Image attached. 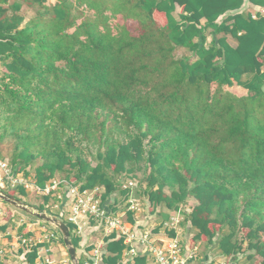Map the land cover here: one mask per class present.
I'll list each match as a JSON object with an SVG mask.
<instances>
[{"label": "trees", "instance_id": "16d2710c", "mask_svg": "<svg viewBox=\"0 0 264 264\" xmlns=\"http://www.w3.org/2000/svg\"><path fill=\"white\" fill-rule=\"evenodd\" d=\"M245 1L0 0V127L15 140L10 160L0 157L26 177L43 158L37 185L67 172L81 189L103 186L104 200L126 196L128 178L139 187L133 173L145 162L152 205L176 211L196 201L187 212L194 242L234 259L249 251L250 264L254 255L264 264V15L239 11ZM24 7L34 10L28 20ZM178 47L191 56L178 57ZM235 84L248 94L224 89ZM74 137L98 146L95 166ZM107 241L104 263L119 264L124 237ZM29 256L34 263L37 253Z\"/></svg>", "mask_w": 264, "mask_h": 264}, {"label": "crops", "instance_id": "0c3cea01", "mask_svg": "<svg viewBox=\"0 0 264 264\" xmlns=\"http://www.w3.org/2000/svg\"><path fill=\"white\" fill-rule=\"evenodd\" d=\"M55 1L56 0H50L51 3H54ZM239 11L250 12L253 17H257L259 14L264 15V6L255 5L251 3L250 0H246L245 4ZM235 12L236 11H232L230 14ZM22 13L25 14L28 20V18L34 15V10L24 7ZM228 15L229 14L221 16L219 21L225 19ZM205 22L206 19H202V23L205 24ZM211 31L212 29H209L207 32L208 43H210L213 38ZM227 38L233 47L237 46L238 42L235 38L231 35H227ZM193 58L195 59L196 57ZM248 77L249 75L246 76V78ZM9 191H11V189ZM119 194L121 193L117 192L114 196L120 197ZM144 197L147 199L150 209L142 207L141 211L134 212V221H132V223H130L131 221L126 223L134 224L135 227H137L136 230L138 234H141L145 229L153 228V232L159 240H164V222L168 220L173 211L163 205L155 207L149 202L147 195L140 198L144 200ZM44 202H46L45 197L40 205H43ZM0 204H2L6 210V215L0 216V230L4 232L6 236L4 240L6 248L5 255L0 256V264H67V258L65 255H68V259L71 260L68 248L65 243L62 242V233L54 224L44 221L14 205L11 207L4 200L0 199ZM123 204L126 205L124 209L121 208ZM105 205L112 210H118L119 208L125 210L127 209V196H125L123 201L120 200L119 202L112 200L110 196L109 200L105 202ZM61 206H64V201L61 203ZM35 217L37 219H35ZM186 220L189 222V219L185 218V223ZM72 227V233L74 236L80 238L79 247L77 248V251L80 250L79 252L81 253V257L79 256L80 264L86 260V257L95 245L103 244V249L106 251L107 239H110L112 234L116 232L113 231L110 233L109 231H106L104 227L96 225L95 222L93 223V226H85L80 233L75 230L73 225ZM186 227L189 229L187 224ZM189 231L191 230L189 229ZM26 233L28 235H26ZM189 234L190 233L187 234L186 231V240L187 238H190L188 236ZM180 235L182 238H185V236H183V226L181 227ZM23 239H26L27 241L22 242ZM125 245L127 247L124 249L119 263L125 261V264H135V258L137 256L146 257L147 262L152 260V257L147 252L142 251L145 247L137 241L134 242V246L138 248L137 255H132V253L128 252L133 245H131V247L130 244ZM195 245L198 247L197 257L191 260L189 264H238L240 260V258L234 259L233 257H226L216 243L209 244L208 242L197 241L195 242ZM199 247H201V252ZM32 252L37 253L34 263H30L29 261V254ZM217 255L220 257L215 259ZM250 262L251 261L248 260V262L244 264H250Z\"/></svg>", "mask_w": 264, "mask_h": 264}, {"label": "built area", "instance_id": "2783aa9c", "mask_svg": "<svg viewBox=\"0 0 264 264\" xmlns=\"http://www.w3.org/2000/svg\"><path fill=\"white\" fill-rule=\"evenodd\" d=\"M137 186L138 181L134 178L123 181L122 188L129 190L127 210L120 208L112 210L105 205L103 186L97 185L91 189H81L80 185L72 184L67 180L55 179L43 188L37 185L35 181H31L22 172L14 173L9 162L0 158V193L24 187L27 191H35L43 196H55L56 199L44 203L45 209L50 213L66 217L77 232L80 233L85 226H91L92 222H95L96 225L99 224L110 233L118 231L119 236L124 237L125 244H130V247L133 245L128 251L132 255L138 254V248L134 246V242L137 241L142 244L145 247L142 251L147 252L152 257V260L146 264H189L191 260L197 257L198 247L192 240L193 238L186 240V237L182 238L180 235L181 224L187 210L183 205L164 223V240H159L153 232V228L145 229L141 234H138L134 224H128L123 220L128 211L139 212L142 210L140 198L135 195L134 191ZM63 201L64 206H61ZM5 215L6 210L0 204V216ZM170 230L176 232L175 236L168 234ZM5 238L4 232L0 230V256L5 255ZM26 241L23 239L22 242ZM104 253L103 244L95 245L81 264H105ZM119 264H125V261Z\"/></svg>", "mask_w": 264, "mask_h": 264}, {"label": "rangeland", "instance_id": "374dc122", "mask_svg": "<svg viewBox=\"0 0 264 264\" xmlns=\"http://www.w3.org/2000/svg\"><path fill=\"white\" fill-rule=\"evenodd\" d=\"M115 21L116 20L113 19V22L114 23H115ZM78 22H80V20ZM176 52H177V56L178 57H181V56H184V55L185 56L186 55H188V56L190 55L191 56L190 52L185 47H178L177 50H176ZM191 58H193V57H191ZM4 70H5V68L2 67V66H0V76H2ZM215 86L216 85L213 84V86H212L213 90L215 89ZM224 89L225 90H228V91H231V92H233L234 94H236L238 96H244V95H247L248 94V90L247 89H245L244 87L238 86L236 84L234 86H232V87L224 86ZM3 118H4V115L3 114H0V125L3 122V120H2ZM1 133H2V130H1V127H0V155L2 157L7 158L8 160H10V157L13 155V152H14L15 140H14V138H12V137H10L8 135L3 138L1 136ZM73 144H74L75 147H79L82 150V154H83L84 158H87L92 163L93 166L96 165L97 160H96V157H95L96 156L95 153L97 151V147H98L97 145H95V144L88 145L86 143H81L80 140L78 139V137H74L73 138ZM42 163H43V158L42 159H39L38 158L29 167V171H30L31 174L29 175L28 178L31 181L32 180L34 181V179H35V170ZM145 165H146V163L145 162H142L140 165H138L136 167V171L133 173V176H135L139 180V182H140L139 187L137 186L134 189V191L137 192L139 190V188H140V190H141L140 191V195L141 196H144L145 195L144 192L146 191V188H147L146 177H147V175H148V173L150 171L149 168H146L145 167ZM65 175H67V172H59L58 175H57L58 176L57 180L63 181L65 179ZM71 178H72L71 179L72 181L70 180V182L72 184H76L74 182L75 178H74V175L73 174H71ZM62 188L64 189L65 187H62ZM166 192L169 194L170 193V189L169 188H166ZM18 195L20 196V199L24 200L28 204L35 205V206H39L43 202V199H44V196L43 195L37 194L35 191H27V194H25V195H20V194H18ZM54 198H55V196L52 197L53 200H54ZM140 201H141L140 204H141V206L143 208L150 209V206L148 205V201H147V199L145 197H144V200L143 199H140ZM196 204H197L196 201H194V199L191 198L190 200H188V203H185L184 205H185V208H187V206H189L190 208L189 209L187 208V210L192 211V209L194 208V206ZM8 205L11 206V207L13 206V205H10V203H8ZM188 216H189V214L186 213V218H188ZM35 219H37V218L35 217ZM62 219H64L68 223V220H67L66 217H63L62 216ZM186 224L189 226V229L191 231H189L188 227H186ZM97 225H99V224H97ZM91 226H93V223H92ZM182 226H183V236L186 237V231H187V234L190 233L188 236L190 238H193L194 237V234H196V231L193 229V227L191 226L190 222H187V220H186V223H185V220H184L183 223H182ZM86 227H90V226H86ZM215 228L217 230L219 227L217 225H215ZM228 232H229L228 226L224 227L223 229H221L219 231L218 238H220V236L223 235L224 233H228ZM246 233H247V229H243V230H241L239 232V235L237 237L238 240H240V241L243 240L242 243H243V247L244 248H246L247 247V244H248L247 240H244ZM62 238H63V235H62ZM262 239L264 240V233H262ZM218 240L219 239H216L215 242H218ZM203 242H207L206 239ZM199 248H200V252H201V247H199ZM79 251L80 250L77 251L78 252V256L81 257V253ZM248 252L249 251H245V254L239 256L240 257V260H239L238 264H244V263L248 262V259H247ZM65 256L67 258L66 263L67 264H72L71 260L68 259V255H65ZM199 256H200V254H199ZM219 257L220 256L217 255V257L215 259H218ZM262 262H263V258L261 256L254 255L252 264H263Z\"/></svg>", "mask_w": 264, "mask_h": 264}, {"label": "water", "instance_id": "95a60500", "mask_svg": "<svg viewBox=\"0 0 264 264\" xmlns=\"http://www.w3.org/2000/svg\"><path fill=\"white\" fill-rule=\"evenodd\" d=\"M0 199L42 219L47 222H50L54 225H56L62 232L63 234V240L68 248V252L70 254L72 264H80L79 261V256L77 252V247L74 245L72 238H71V230L68 225V223L63 220L62 218L58 217L55 214H49L47 213L44 209L39 208L37 206L28 204L24 200H21L14 195H11L10 193L7 192H1L0 193Z\"/></svg>", "mask_w": 264, "mask_h": 264}, {"label": "clouds", "instance_id": "9594fccd", "mask_svg": "<svg viewBox=\"0 0 264 264\" xmlns=\"http://www.w3.org/2000/svg\"><path fill=\"white\" fill-rule=\"evenodd\" d=\"M0 158H1V157H0ZM2 159H3V158H2ZM10 166H11V165H10ZM19 173H21V172H19ZM56 179H57V178H56ZM64 180H65V179H64ZM67 181H68V180H67ZM69 182H70V181H69ZM77 185H80V184H77ZM90 189H91V188H90ZM122 189H123V188H122ZM26 191H27V190H26ZM7 193H9V191H7ZM119 193H120V192H119ZM128 194H129V192L126 194L127 198H128ZM119 195H120V197H115V196L113 195V196H111V198H113V199L116 200L117 202H119L120 200L123 201V200L125 199V195H124V196H122V194H119ZM135 195L138 196L139 198L142 197L138 192H135ZM50 197H51V196H50ZM54 199H56V198H54ZM140 199H142V198H140ZM1 200H2V199H1ZM50 201H51V200H50ZM104 201H107V200H104ZM48 202H49V201H48ZM44 203H45V202H44ZM43 205H44V204H43ZM181 205H183V206L185 207L184 204H181ZM181 205H180V206H181ZM180 206H179V208H180ZM37 207H39V206H37ZM44 207H45V205H44ZM125 207H126V205L123 204V205H122V208L124 209ZM127 207H128V205H127ZM39 208H40V207H39ZM179 208H178V209H179ZM178 209H177V210H178ZM44 210H45L47 213H49V214H55V215H57L56 213H50V212L47 211L46 209H44ZM125 210H127V209H125ZM177 210H176V211H177ZM188 211H189V210H186V213H187ZM129 212H131V213L134 214L135 211H134V212H133V211H128V212H127V214L123 217V220L126 221V222H130V220H129V218H128V213H129ZM174 212H175V211H173V212L171 213V215H172ZM186 213H185V218H186ZM171 215H170V216H171ZM57 216L60 217V218H62V217L59 216V215H57ZM170 216H169V218H170ZM169 218H168V219H169ZM185 218H184V220H185ZM63 220H64V219H63ZM184 220H183V221H184ZM166 221H167V220H166ZM166 221H165V222H166ZM183 221H182V223H183ZM68 222H69V221H68ZM165 222H164V223H165ZM69 223H70V222H69ZM92 223H94V222H92ZM130 223H132V221H131ZM70 224H71V223H70ZM95 224H96V223H95ZM68 225H69V224H68ZM71 225H72V224H71ZM55 226H56V225H55ZM164 226H165V225H164ZM56 227H57V226H56ZM69 227H70V226H69ZM181 227H182V224H181ZM57 228H58V227H57ZM72 228H73V227H72ZM171 231H174V230H170V231H168V234H169V232H171ZM72 232H73V229H72ZM72 232H71V233H72ZM116 232H118V231H116ZM61 233H62V232H61ZM174 233L176 234L175 231H174ZM62 235H63V234H62ZM169 235H170V234H169ZM118 236H119V233H118ZM170 236H171V235H170ZM173 236H175V235H173Z\"/></svg>", "mask_w": 264, "mask_h": 264}]
</instances>
